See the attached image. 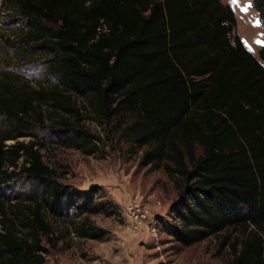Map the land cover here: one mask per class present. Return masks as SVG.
<instances>
[{"label":"trees","instance_id":"trees-1","mask_svg":"<svg viewBox=\"0 0 264 264\" xmlns=\"http://www.w3.org/2000/svg\"><path fill=\"white\" fill-rule=\"evenodd\" d=\"M264 27V0H250ZM26 37L55 46L50 69L59 82L13 94L0 78V184L32 176L37 191L16 214L0 196V264H41L52 245L46 214L77 198L42 159L30 123H44L42 104L80 141L86 130L77 98L96 118L116 120L144 163L165 161L184 180L167 229L190 244L226 226H252L227 264H264V42L257 58L235 31L222 0H13ZM48 23V24H46ZM72 116V118H70ZM130 119V120H129ZM7 139H15L7 144ZM11 167V168H10ZM18 204H10L11 206ZM82 235L97 237L93 225Z\"/></svg>","mask_w":264,"mask_h":264},{"label":"rangeland","instance_id":"rangeland-1","mask_svg":"<svg viewBox=\"0 0 264 264\" xmlns=\"http://www.w3.org/2000/svg\"><path fill=\"white\" fill-rule=\"evenodd\" d=\"M222 1L234 10L235 31L242 42L259 58L264 27L257 10L250 0ZM26 28V18L18 13L13 0H0V78L11 82L13 94L59 82L58 74L49 67L56 47L42 39L27 38ZM77 101L82 115L76 125L87 132L81 141L74 130L57 124L61 114L48 103L42 104L44 123H30L26 130L33 134L18 137L35 141L53 175L78 194L60 214H46L56 243L44 238L47 251L41 264H227L234 255L233 244L238 249L252 226H226L190 244L176 240L166 226L181 224L170 210L183 190L184 178L168 172L164 160L144 163L143 151L149 144L136 145L122 131L127 121L118 128L115 119L96 118L80 98ZM13 123L0 113V130ZM37 190L34 178L24 173L0 184V196L10 214V208L21 214L27 195ZM134 199L151 208L150 225L132 228L127 207ZM84 224L93 225L99 235H82Z\"/></svg>","mask_w":264,"mask_h":264},{"label":"built area","instance_id":"built-area-1","mask_svg":"<svg viewBox=\"0 0 264 264\" xmlns=\"http://www.w3.org/2000/svg\"><path fill=\"white\" fill-rule=\"evenodd\" d=\"M157 204H160L159 200H157ZM127 214L133 229L142 227L144 224L150 225L151 208L140 200L134 199L130 201L127 207ZM152 229H154L153 226Z\"/></svg>","mask_w":264,"mask_h":264},{"label":"bare ground","instance_id":"bare-ground-1","mask_svg":"<svg viewBox=\"0 0 264 264\" xmlns=\"http://www.w3.org/2000/svg\"><path fill=\"white\" fill-rule=\"evenodd\" d=\"M248 38V37H247ZM250 40H251V38H249ZM253 40V39H252ZM256 40H258V39H256ZM259 41V40H258ZM252 42V41H251ZM257 43V42H256ZM251 44V43H250Z\"/></svg>","mask_w":264,"mask_h":264},{"label":"crops","instance_id":"crops-1","mask_svg":"<svg viewBox=\"0 0 264 264\" xmlns=\"http://www.w3.org/2000/svg\"><path fill=\"white\" fill-rule=\"evenodd\" d=\"M228 2V0H226ZM229 3V2H228Z\"/></svg>","mask_w":264,"mask_h":264}]
</instances>
